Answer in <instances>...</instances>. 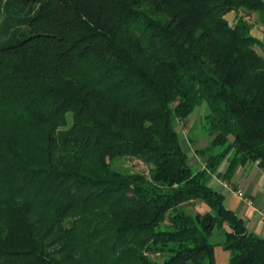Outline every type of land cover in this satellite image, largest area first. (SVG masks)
<instances>
[{"label": "trees", "instance_id": "16d2710c", "mask_svg": "<svg viewBox=\"0 0 264 264\" xmlns=\"http://www.w3.org/2000/svg\"><path fill=\"white\" fill-rule=\"evenodd\" d=\"M240 8L264 22V0H0V264H216L217 246L264 264L207 184L264 170V47L229 25ZM203 102L192 168L177 123Z\"/></svg>", "mask_w": 264, "mask_h": 264}, {"label": "crops", "instance_id": "0c3cea01", "mask_svg": "<svg viewBox=\"0 0 264 264\" xmlns=\"http://www.w3.org/2000/svg\"><path fill=\"white\" fill-rule=\"evenodd\" d=\"M228 13L232 14L231 22L225 15L229 25L235 26L240 18L244 19L250 24V34L260 40L264 47V22L260 20L259 15L256 12L249 14L244 9L240 8L236 11H229ZM182 147L188 156L187 161L190 167L201 168L203 164L191 145L186 147L182 141ZM237 170H243L242 178H239L240 182L233 181ZM211 176H215L220 184L224 181L216 174H211ZM227 183L234 188L242 190L246 195L252 198L254 204L253 206H248L244 201L236 197L234 193H231L229 189H226L227 197L225 198L224 196L226 207L233 210L240 218H242L246 229L249 232L264 237V170L258 167L255 163L237 165L236 170H234V173ZM209 186L212 187L211 185ZM223 187L224 186H222V188ZM222 188L213 189L223 194ZM258 210L262 211L263 215H261ZM214 257L216 264H227L228 262V259L225 262H217L215 249Z\"/></svg>", "mask_w": 264, "mask_h": 264}, {"label": "rangeland", "instance_id": "374dc122", "mask_svg": "<svg viewBox=\"0 0 264 264\" xmlns=\"http://www.w3.org/2000/svg\"><path fill=\"white\" fill-rule=\"evenodd\" d=\"M226 18L231 22L232 20V14L228 13L226 14ZM254 27V26H253ZM252 27V28H253ZM207 111V104L206 102H203L200 106L196 107L192 113L190 114L188 120L186 122H178L177 123V130L179 133L181 145L182 141L184 142L185 146L191 145L193 150L195 151L199 147H204L209 142V137L205 136L202 129H201V120L203 118L204 113ZM68 121L70 122V116H68ZM114 165L118 168L122 169H131V170H139V171H146L147 167L141 163L138 160L135 159H128V158H121L116 159L113 161ZM228 162L227 160H223L220 165L218 166V171L224 172L227 169ZM236 170V167L235 169ZM234 173V172H233ZM243 170H237L233 181L234 182H240L239 178H242ZM208 185H211L212 188H222L223 183H219L216 180L215 176H211L208 181ZM225 188V189H223ZM222 191L225 196L227 197L226 189L227 187H223ZM231 193H233L231 190H229ZM235 195V194H234ZM236 196V195H235ZM237 197V196H236ZM241 200V199H240ZM229 251L225 250L221 246H217L215 248V256L217 262H225L229 258Z\"/></svg>", "mask_w": 264, "mask_h": 264}, {"label": "built area", "instance_id": "2783aa9c", "mask_svg": "<svg viewBox=\"0 0 264 264\" xmlns=\"http://www.w3.org/2000/svg\"><path fill=\"white\" fill-rule=\"evenodd\" d=\"M223 185L225 187H227L229 190H231L239 199H241L242 201H244L248 206H253V200L251 197H249L248 195H246L242 190L238 189V188H234L232 186H230L228 183L222 181ZM258 212L263 215L262 211Z\"/></svg>", "mask_w": 264, "mask_h": 264}]
</instances>
